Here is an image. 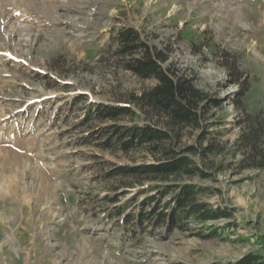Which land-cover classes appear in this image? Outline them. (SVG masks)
<instances>
[{
  "label": "rangeland",
  "instance_id": "1",
  "mask_svg": "<svg viewBox=\"0 0 264 264\" xmlns=\"http://www.w3.org/2000/svg\"><path fill=\"white\" fill-rule=\"evenodd\" d=\"M122 27L166 47L170 65L220 104L199 129L177 133L178 148L212 145L193 157L207 178L179 182L206 187L201 199L213 207L234 209L232 219L211 223L220 227L216 237H202L196 223L168 232L145 222L133 232L141 191L154 183L128 188L130 180L111 172L153 158L146 149L122 150L104 129L149 120L134 107L116 122L94 115L156 83L121 69L106 48ZM259 111L264 0H0V264L264 257V167L243 168L236 144L245 114Z\"/></svg>",
  "mask_w": 264,
  "mask_h": 264
},
{
  "label": "trees",
  "instance_id": "2",
  "mask_svg": "<svg viewBox=\"0 0 264 264\" xmlns=\"http://www.w3.org/2000/svg\"><path fill=\"white\" fill-rule=\"evenodd\" d=\"M106 48L113 50L121 69L137 78L156 82L139 95H132L128 104L100 106L94 111L97 119L116 122L122 117L134 116V107L149 120L130 126L113 124L104 129L106 132L111 130L122 150L146 149L153 158V163L120 166L111 172V176L130 180L131 183L126 185L128 188L142 185L144 181L154 183L141 191L145 197L137 205L133 232H139L145 222L154 228L165 226L168 232L196 223L203 229L202 237H216L220 227L211 223L232 219L234 209L213 207L201 199L206 187L179 182L183 177L207 178L193 157L211 152L212 145L204 147L199 143L197 147L178 148L177 133L184 128L199 129L208 120L210 109L220 104L198 89L193 77L170 65L166 47L152 45L132 27L116 30ZM203 138L205 135L200 141ZM236 144L243 156V168L264 167L262 112L245 114ZM130 220H133L131 215L123 218L124 222ZM226 264H264V257L250 252Z\"/></svg>",
  "mask_w": 264,
  "mask_h": 264
}]
</instances>
